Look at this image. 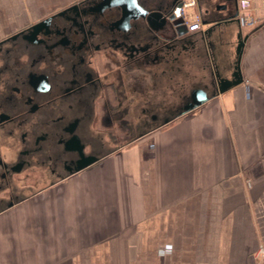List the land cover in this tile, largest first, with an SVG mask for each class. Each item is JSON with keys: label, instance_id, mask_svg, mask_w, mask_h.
I'll return each instance as SVG.
<instances>
[{"label": "crops", "instance_id": "crops-1", "mask_svg": "<svg viewBox=\"0 0 264 264\" xmlns=\"http://www.w3.org/2000/svg\"><path fill=\"white\" fill-rule=\"evenodd\" d=\"M77 1L0 0V39ZM195 1L201 29L125 77L176 119L0 214V264H264V0L254 28L233 2ZM242 42L243 81L220 94ZM197 89L210 100L178 117Z\"/></svg>", "mask_w": 264, "mask_h": 264}, {"label": "flooded vegetation", "instance_id": "flooded-vegetation-1", "mask_svg": "<svg viewBox=\"0 0 264 264\" xmlns=\"http://www.w3.org/2000/svg\"><path fill=\"white\" fill-rule=\"evenodd\" d=\"M105 1H77L0 39V214L176 119L159 118L125 77L183 46L171 17L181 0H138V11ZM189 104L178 117L197 110Z\"/></svg>", "mask_w": 264, "mask_h": 264}, {"label": "water", "instance_id": "water-1", "mask_svg": "<svg viewBox=\"0 0 264 264\" xmlns=\"http://www.w3.org/2000/svg\"><path fill=\"white\" fill-rule=\"evenodd\" d=\"M138 0H106L103 4V6H112V5H124L126 8V11H129V9L135 8L137 11L140 10V7L137 6L136 2ZM230 2H233L237 11H238V0H228ZM179 10L181 8V4H179L178 6ZM223 9H227V6H224ZM137 17V16H136ZM172 19L176 18L178 20L175 21V25L176 26H182L183 32L181 34L187 33V26L185 25L184 21L179 18V14L177 15L176 12L174 14H172ZM237 17V15L233 16L232 18ZM40 25V24H39ZM37 25V26H39ZM36 26L34 27H30L28 28V31L35 29ZM244 46V43H241V46L239 47V51H238V56H239V60H238V66L236 67V72L233 75V79L232 80H219L217 85H218V93L222 94L225 93L226 91L230 90L231 88H234L238 85H240L243 81L242 75H241V69H240V59H241V47ZM210 100V97L206 94L205 91L197 89L194 90L191 94L190 97V104L188 106L185 107V110H194L197 109L198 107L204 105L205 103H207ZM95 160L91 161L88 165H91L92 163H94ZM83 168V167H82ZM82 168L77 169L78 171Z\"/></svg>", "mask_w": 264, "mask_h": 264}, {"label": "built area", "instance_id": "built-area-1", "mask_svg": "<svg viewBox=\"0 0 264 264\" xmlns=\"http://www.w3.org/2000/svg\"><path fill=\"white\" fill-rule=\"evenodd\" d=\"M195 0H181L179 18H181L189 32H196L201 29V22L198 17H191L188 9L195 6ZM238 19L244 27L254 28L257 25V19L253 14L251 0H238Z\"/></svg>", "mask_w": 264, "mask_h": 264}, {"label": "rangeland", "instance_id": "rangeland-1", "mask_svg": "<svg viewBox=\"0 0 264 264\" xmlns=\"http://www.w3.org/2000/svg\"><path fill=\"white\" fill-rule=\"evenodd\" d=\"M190 9H191V8H190ZM190 9H188V11H189ZM176 14H177V15L179 14V8L177 9ZM39 187H40V185L38 186V188H39Z\"/></svg>", "mask_w": 264, "mask_h": 264}]
</instances>
